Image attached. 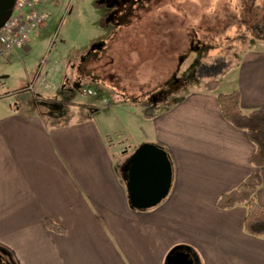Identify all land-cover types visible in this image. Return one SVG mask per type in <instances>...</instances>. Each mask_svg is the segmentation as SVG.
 <instances>
[{
	"label": "crops",
	"instance_id": "0c3cea01",
	"mask_svg": "<svg viewBox=\"0 0 264 264\" xmlns=\"http://www.w3.org/2000/svg\"><path fill=\"white\" fill-rule=\"evenodd\" d=\"M48 20L21 55L46 44ZM59 44L38 60L39 74L46 68L37 85L62 80L86 57L83 47L52 66L49 57L66 53L67 41ZM181 79L161 82L137 100L111 87L108 109L94 104L91 115L70 114L64 125L28 107L0 104V257L6 264H165L177 246L194 264H264V236L244 231L245 208L217 207L221 195L257 172L256 201L264 208V167L251 164L254 145L223 118L216 98L238 91L244 113L264 107V48L245 51L216 80L215 91L199 84L188 90ZM142 144L162 148L172 169L167 196L144 210L130 204L115 159Z\"/></svg>",
	"mask_w": 264,
	"mask_h": 264
},
{
	"label": "rangeland",
	"instance_id": "374dc122",
	"mask_svg": "<svg viewBox=\"0 0 264 264\" xmlns=\"http://www.w3.org/2000/svg\"><path fill=\"white\" fill-rule=\"evenodd\" d=\"M42 3L49 6L50 27L45 31L49 38L29 55H21V49L10 62L0 61V104L13 110L28 107L54 124L64 125L70 114L79 119L91 115L94 104L108 109L111 87L138 99L173 76L184 77L188 90H194L197 84L205 87L206 82L217 80L234 67L245 51L264 48V5H257L255 0H241L239 15L228 12L223 0H218L223 16L201 12L210 0ZM37 32L31 33L29 40ZM60 38L67 41L66 53L49 57L50 64L69 59L85 47L86 59L94 56L87 67L91 78H82L75 66L63 74L62 80L47 78L37 85L46 68L39 74L38 60L53 43L58 48ZM226 80L223 89L229 86ZM133 152L115 154L120 169Z\"/></svg>",
	"mask_w": 264,
	"mask_h": 264
},
{
	"label": "trees",
	"instance_id": "16d2710c",
	"mask_svg": "<svg viewBox=\"0 0 264 264\" xmlns=\"http://www.w3.org/2000/svg\"><path fill=\"white\" fill-rule=\"evenodd\" d=\"M90 57V61L86 57L83 58L78 67V73L82 75V78H91V70L87 69V67L91 63V59L94 60L93 54ZM173 77L176 80L175 76ZM173 77L164 83L174 81ZM204 86L208 91H215L217 81H208ZM216 98L223 118L235 128L245 131L249 141L254 145L251 164L255 168L264 167V107L244 113L240 107V93L238 91L226 94L217 93ZM134 99L137 100V97ZM69 121L70 118L66 119L65 124H68ZM260 185V175L257 172H253L235 189L221 195L217 200V207L222 210L242 205L245 208L244 231L255 237L264 236V208L259 206L256 201V193ZM45 225L55 233L63 232L62 228L50 221H45ZM179 249H182V246L173 248L168 254L172 255V253H175ZM186 249L188 250V248ZM196 264L198 263L196 262Z\"/></svg>",
	"mask_w": 264,
	"mask_h": 264
},
{
	"label": "water",
	"instance_id": "95a60500",
	"mask_svg": "<svg viewBox=\"0 0 264 264\" xmlns=\"http://www.w3.org/2000/svg\"><path fill=\"white\" fill-rule=\"evenodd\" d=\"M15 0H0V28L10 17ZM130 204L136 209H149L168 194L172 169L167 153L153 144L140 145L122 167ZM185 250V249H184ZM165 264H194L189 255L179 249L167 254Z\"/></svg>",
	"mask_w": 264,
	"mask_h": 264
},
{
	"label": "built area",
	"instance_id": "2783aa9c",
	"mask_svg": "<svg viewBox=\"0 0 264 264\" xmlns=\"http://www.w3.org/2000/svg\"><path fill=\"white\" fill-rule=\"evenodd\" d=\"M46 19L42 0H15L10 17L0 28V61L24 48L31 32L42 26Z\"/></svg>",
	"mask_w": 264,
	"mask_h": 264
},
{
	"label": "clouds",
	"instance_id": "9594fccd",
	"mask_svg": "<svg viewBox=\"0 0 264 264\" xmlns=\"http://www.w3.org/2000/svg\"><path fill=\"white\" fill-rule=\"evenodd\" d=\"M223 2L226 4L228 12L232 14L239 15L242 11L243 5L241 0H223ZM255 2L257 5H264V0H255ZM201 12L208 16H223L224 9L223 6L218 4V0H210V3L206 7H203Z\"/></svg>",
	"mask_w": 264,
	"mask_h": 264
},
{
	"label": "flooded vegetation",
	"instance_id": "af4514ba",
	"mask_svg": "<svg viewBox=\"0 0 264 264\" xmlns=\"http://www.w3.org/2000/svg\"><path fill=\"white\" fill-rule=\"evenodd\" d=\"M0 264H6V263L2 260L1 257H0Z\"/></svg>",
	"mask_w": 264,
	"mask_h": 264
}]
</instances>
